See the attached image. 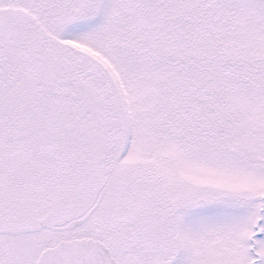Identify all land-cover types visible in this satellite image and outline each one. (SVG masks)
<instances>
[{
    "label": "snow or ice",
    "instance_id": "1",
    "mask_svg": "<svg viewBox=\"0 0 264 264\" xmlns=\"http://www.w3.org/2000/svg\"><path fill=\"white\" fill-rule=\"evenodd\" d=\"M0 264H264V0H0Z\"/></svg>",
    "mask_w": 264,
    "mask_h": 264
}]
</instances>
